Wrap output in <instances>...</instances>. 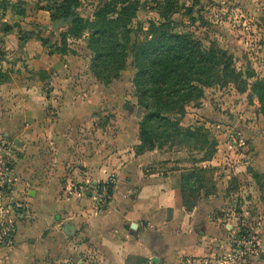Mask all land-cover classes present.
<instances>
[{
  "label": "rangeland",
  "instance_id": "obj_1",
  "mask_svg": "<svg viewBox=\"0 0 264 264\" xmlns=\"http://www.w3.org/2000/svg\"><path fill=\"white\" fill-rule=\"evenodd\" d=\"M60 1L0 0V248L14 246L20 226L42 227L38 206L56 208L51 223H89L80 216L107 208L112 195L103 196L101 187L113 189L116 176L93 184L80 170L138 157L146 176L183 190L187 209L210 199L216 206L212 215L223 219L224 234L215 254L197 264H258L264 253V103L252 85L264 81V0H172L171 12L166 0H133L132 44L154 39L150 22L165 20L159 8L168 11L176 32L231 56L245 80L204 86L183 112L166 110L180 127L169 132L147 121L156 106L144 105L131 52L126 69L101 81L92 71V28L79 38L68 34L75 17L93 20L109 0H80L77 15L55 31L46 8ZM143 123L153 146L139 151ZM62 245L33 264H71Z\"/></svg>",
  "mask_w": 264,
  "mask_h": 264
},
{
  "label": "crops",
  "instance_id": "obj_2",
  "mask_svg": "<svg viewBox=\"0 0 264 264\" xmlns=\"http://www.w3.org/2000/svg\"><path fill=\"white\" fill-rule=\"evenodd\" d=\"M137 158L121 166L109 160L95 162L80 170L93 184L116 176L107 208L91 217L80 216L89 223L69 225L64 220L51 223L54 206L36 207L42 227L20 226L14 246L0 248V264L36 263L54 255L59 242L71 264H128L129 257L137 260L133 264H197V259L213 256L224 228L223 219L212 215V199L209 205L187 209L181 188L162 185L156 174L146 176ZM262 254L258 264H264Z\"/></svg>",
  "mask_w": 264,
  "mask_h": 264
},
{
  "label": "trees",
  "instance_id": "obj_3",
  "mask_svg": "<svg viewBox=\"0 0 264 264\" xmlns=\"http://www.w3.org/2000/svg\"><path fill=\"white\" fill-rule=\"evenodd\" d=\"M170 1H165V8L169 11ZM80 4V0H62L55 7L46 9L53 20L67 19L77 15L75 9ZM158 10L165 20L161 23L150 22L155 36L145 43H131L130 35L135 32L132 20L138 12V4L133 0L107 1L96 11L93 20H85L81 15L75 17L68 34L79 38L86 29L92 28L90 48L95 54L92 71L101 81L109 82L126 69L128 54L131 52L138 70L135 83L141 91L144 105L149 108L156 106L147 121L155 119L159 122V128L165 132L172 128L178 131L180 127L166 113L178 108L183 112L185 102L201 96L204 86L231 82L244 85L245 80L243 74L235 68L231 56L214 48L203 47L201 41L188 33L176 32L168 11L165 13L162 9ZM6 31L12 32V28ZM248 77L254 76L249 74ZM252 86L264 103V81H258ZM140 136L142 143L138 147L139 151L145 150L146 143L153 146L152 133L146 123L141 125ZM113 189L109 187L111 195Z\"/></svg>",
  "mask_w": 264,
  "mask_h": 264
},
{
  "label": "built area",
  "instance_id": "obj_4",
  "mask_svg": "<svg viewBox=\"0 0 264 264\" xmlns=\"http://www.w3.org/2000/svg\"><path fill=\"white\" fill-rule=\"evenodd\" d=\"M102 189H101V194L103 195V196H108L109 194V183H104L103 184V186L101 187ZM110 197V196H109ZM10 230V229H9ZM6 234V233H5ZM257 247V241H256V237H255V239H251V237H250V243H249V248L250 249H255ZM223 264H225V261H224V263Z\"/></svg>",
  "mask_w": 264,
  "mask_h": 264
},
{
  "label": "water",
  "instance_id": "obj_5",
  "mask_svg": "<svg viewBox=\"0 0 264 264\" xmlns=\"http://www.w3.org/2000/svg\"><path fill=\"white\" fill-rule=\"evenodd\" d=\"M73 19V17H69L67 19L65 18H62V19H59V20H55L54 23H53V29L56 31L59 29V26L62 25L65 21H68V22H71ZM134 226H136L134 224Z\"/></svg>",
  "mask_w": 264,
  "mask_h": 264
}]
</instances>
